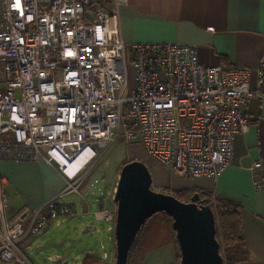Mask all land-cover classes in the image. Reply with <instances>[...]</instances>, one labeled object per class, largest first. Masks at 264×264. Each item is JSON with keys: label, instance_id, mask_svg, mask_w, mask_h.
Wrapping results in <instances>:
<instances>
[{"label": "built area", "instance_id": "2783aa9c", "mask_svg": "<svg viewBox=\"0 0 264 264\" xmlns=\"http://www.w3.org/2000/svg\"><path fill=\"white\" fill-rule=\"evenodd\" d=\"M120 2L108 9L105 0H20L19 7L0 0V160H42L66 180V193L120 139L141 144L177 177L217 178L231 159V138L249 128L243 107L260 95L264 62L249 88L248 69L199 64L192 46L125 43ZM3 184L0 176V264H31L18 244L74 217L76 207L57 194L11 222ZM113 216L101 209L93 218Z\"/></svg>", "mask_w": 264, "mask_h": 264}, {"label": "crops", "instance_id": "0c3cea01", "mask_svg": "<svg viewBox=\"0 0 264 264\" xmlns=\"http://www.w3.org/2000/svg\"><path fill=\"white\" fill-rule=\"evenodd\" d=\"M105 6L110 9L111 0H105ZM117 9L121 38L125 43L192 46L197 63L246 68L249 70L248 86H255L256 70L259 63L264 62V0H121ZM259 89L260 95L250 97L243 107L249 128L231 138V159L217 178L177 177L168 166L147 154L142 161L150 171L153 191L171 194L191 189L199 195L208 193L212 200L222 198L239 205L240 236L246 256L239 264H264V82ZM128 145L142 148L137 142ZM255 162L260 163L257 170L252 169ZM256 173L261 176L258 188L255 186ZM86 174L73 194L78 195L86 189L82 181ZM0 176L4 181L5 197H11L17 206L6 217L8 221L13 222L20 213L40 207L57 194H63L65 200L62 201L74 204L77 210L74 200L68 201L66 197L73 191L62 193L66 180L42 160H0ZM112 191L107 188L105 200L97 199L98 209L94 214L101 209L115 212ZM87 213V206L81 204L75 216ZM66 220L69 219L62 218L49 226L60 227ZM87 224L89 229L90 223ZM112 224L108 223L106 228L110 236Z\"/></svg>", "mask_w": 264, "mask_h": 264}, {"label": "rangeland", "instance_id": "374dc122", "mask_svg": "<svg viewBox=\"0 0 264 264\" xmlns=\"http://www.w3.org/2000/svg\"><path fill=\"white\" fill-rule=\"evenodd\" d=\"M126 70V81L131 91L134 86V71L130 64ZM144 154V149L126 145L120 139H117L105 150L99 151L92 161V166L88 168L85 179L82 180L85 182L86 189L78 195L73 194L77 191H73L66 196L68 201L74 200L77 210L81 204L87 206L88 213L79 214L75 216L76 218H67L69 220H66L60 227H55L52 224L40 238L25 240L18 244L31 264H62L64 261L68 264L113 263L115 259L114 236L113 234L110 236V232L106 228L108 223L114 224V221L108 223L98 219H96L98 221H94L92 214L98 209L97 199L105 200V190L108 188L114 192L120 166L134 159L143 161ZM84 182L79 189H82ZM159 192L166 193L165 191ZM171 194L175 195L174 192ZM175 197L180 201L183 199L176 195ZM61 199L65 200L64 196ZM13 208L16 209L17 206L13 199L7 196L6 208H4L6 217ZM110 213L115 216V212ZM87 223H90V228L84 231ZM170 225L171 219L161 212L148 218L134 241L127 264H178L179 251H177L175 235ZM93 227L94 229L90 230ZM111 231L113 233V229ZM35 243L37 247H35ZM26 246H30L31 249ZM52 257L60 259L53 260Z\"/></svg>", "mask_w": 264, "mask_h": 264}, {"label": "water", "instance_id": "95a60500", "mask_svg": "<svg viewBox=\"0 0 264 264\" xmlns=\"http://www.w3.org/2000/svg\"><path fill=\"white\" fill-rule=\"evenodd\" d=\"M112 200L116 208L112 228L115 259L111 264H127V252L141 227L159 212L171 219L179 251L178 264H223L214 237L212 210L197 192L188 201H180L172 194L153 191L150 171L142 161L134 159L120 166ZM88 227L87 224L83 230Z\"/></svg>", "mask_w": 264, "mask_h": 264}, {"label": "trees", "instance_id": "16d2710c", "mask_svg": "<svg viewBox=\"0 0 264 264\" xmlns=\"http://www.w3.org/2000/svg\"><path fill=\"white\" fill-rule=\"evenodd\" d=\"M193 193L194 192L191 189L179 190L177 192H174L176 196L185 199V201H188L189 197H191ZM201 194L200 198H202V200L205 199V201H207L213 213V225L215 226L214 237L216 238L219 244L218 249L219 254L222 258L221 261L223 262V264H239L244 259H246L244 249L242 248V236H240L241 222L239 205L233 201L225 200L222 198H214L212 200L211 195H209L208 193ZM175 195L173 196L175 197ZM178 200L180 199L178 198ZM134 241L129 249V252H127L128 257L134 246Z\"/></svg>", "mask_w": 264, "mask_h": 264}, {"label": "bare ground", "instance_id": "6f19581e", "mask_svg": "<svg viewBox=\"0 0 264 264\" xmlns=\"http://www.w3.org/2000/svg\"><path fill=\"white\" fill-rule=\"evenodd\" d=\"M86 152H87V151H86ZM86 152H85V153H86ZM80 155H81V156L79 157V160H80V161H78V163L81 164V163H82L81 160L83 159V156H85V155H84V153H82V154H80Z\"/></svg>", "mask_w": 264, "mask_h": 264}, {"label": "snow or ice", "instance_id": "6c2138e0", "mask_svg": "<svg viewBox=\"0 0 264 264\" xmlns=\"http://www.w3.org/2000/svg\"><path fill=\"white\" fill-rule=\"evenodd\" d=\"M19 4H20V0H17V7H19Z\"/></svg>", "mask_w": 264, "mask_h": 264}]
</instances>
